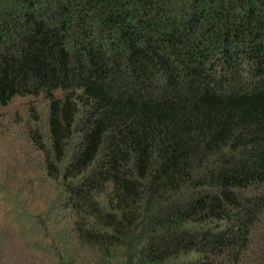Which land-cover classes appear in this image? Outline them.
<instances>
[{
  "label": "trees",
  "instance_id": "obj_1",
  "mask_svg": "<svg viewBox=\"0 0 264 264\" xmlns=\"http://www.w3.org/2000/svg\"><path fill=\"white\" fill-rule=\"evenodd\" d=\"M16 99L0 264H264V0H0Z\"/></svg>",
  "mask_w": 264,
  "mask_h": 264
},
{
  "label": "rangeland",
  "instance_id": "obj_2",
  "mask_svg": "<svg viewBox=\"0 0 264 264\" xmlns=\"http://www.w3.org/2000/svg\"><path fill=\"white\" fill-rule=\"evenodd\" d=\"M47 104L43 100H14L9 106L0 108V158L15 162L16 149L20 143L23 125L38 119L43 124ZM33 118V119H31Z\"/></svg>",
  "mask_w": 264,
  "mask_h": 264
}]
</instances>
